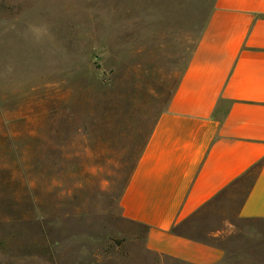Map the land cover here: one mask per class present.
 <instances>
[{
    "label": "rangeland",
    "instance_id": "374dc122",
    "mask_svg": "<svg viewBox=\"0 0 264 264\" xmlns=\"http://www.w3.org/2000/svg\"><path fill=\"white\" fill-rule=\"evenodd\" d=\"M214 2L0 0V264H162L120 199ZM245 192L188 220L221 264H264V221L236 218Z\"/></svg>",
    "mask_w": 264,
    "mask_h": 264
},
{
    "label": "crops",
    "instance_id": "0c3cea01",
    "mask_svg": "<svg viewBox=\"0 0 264 264\" xmlns=\"http://www.w3.org/2000/svg\"><path fill=\"white\" fill-rule=\"evenodd\" d=\"M242 187L236 218L264 221V0H215L124 188L121 213L145 228L143 248L156 261L221 264L224 249L186 226Z\"/></svg>",
    "mask_w": 264,
    "mask_h": 264
},
{
    "label": "trees",
    "instance_id": "16d2710c",
    "mask_svg": "<svg viewBox=\"0 0 264 264\" xmlns=\"http://www.w3.org/2000/svg\"><path fill=\"white\" fill-rule=\"evenodd\" d=\"M161 113H162V112H161ZM161 113H160V114H161ZM158 117H159V116H158ZM157 119H158V118H157ZM156 122H157V120L155 121V123H154V125H153V128H154ZM153 128H152L151 132L149 133V135H148V137H147V139H146V141H145V143H144V146H143V148H142V150H141V152H140V155H139V157H138L137 163H138V161L140 160V158H141V156H142V154H143V152H144V150H145V147H146V145H147V143H148V141H149V138H150V136H151V134H152ZM137 163H136L135 166L133 167L132 173H133V171L135 170V168H136V166H137ZM10 167H11V168H10ZM8 168H9V169H8ZM6 170H8V172H9V178H8V181H9V182H15V181H20V180L24 179V177L19 178L20 176H19V174H18V171H17L16 169H14L13 166H8V167L6 168ZM132 173H131V174H132ZM130 176H131V175H130ZM246 178H247V175H246ZM244 179H245V177H244ZM244 179H243V180H244ZM25 187H26L27 189H28V188H33V181H32L30 178H28L27 182L25 181ZM35 206H38V205L35 204V202L32 201V202H31V207L34 208ZM8 207H20L18 201L16 200V197L13 198V199H10V200H9V202H8ZM38 207H39V206H38Z\"/></svg>",
    "mask_w": 264,
    "mask_h": 264
},
{
    "label": "clouds",
    "instance_id": "9594fccd",
    "mask_svg": "<svg viewBox=\"0 0 264 264\" xmlns=\"http://www.w3.org/2000/svg\"><path fill=\"white\" fill-rule=\"evenodd\" d=\"M32 34L36 39H41L48 34V28L46 25H30Z\"/></svg>",
    "mask_w": 264,
    "mask_h": 264
}]
</instances>
